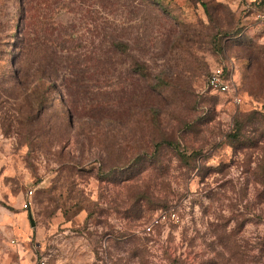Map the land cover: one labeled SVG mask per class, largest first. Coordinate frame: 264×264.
Returning a JSON list of instances; mask_svg holds the SVG:
<instances>
[{"label": "rangeland", "instance_id": "374dc122", "mask_svg": "<svg viewBox=\"0 0 264 264\" xmlns=\"http://www.w3.org/2000/svg\"><path fill=\"white\" fill-rule=\"evenodd\" d=\"M42 258L264 264V0H0V264Z\"/></svg>", "mask_w": 264, "mask_h": 264}, {"label": "built area", "instance_id": "2783aa9c", "mask_svg": "<svg viewBox=\"0 0 264 264\" xmlns=\"http://www.w3.org/2000/svg\"><path fill=\"white\" fill-rule=\"evenodd\" d=\"M226 71L221 67H216L214 68L207 76V85L208 87L215 92H219L221 94H228L230 92H232L231 88H230V80H229V75L228 73L225 74ZM233 99L235 101H239L238 96L233 94ZM32 195H33V191L32 189H29L26 193V198L23 200V208H29V206L32 203ZM170 217L171 220H177V216L174 212H172L170 214V216H167V214L165 213H161L156 221H162L165 222L166 220H168ZM147 229H150V226H147ZM35 264H46L44 258L40 259L39 261H37Z\"/></svg>", "mask_w": 264, "mask_h": 264}, {"label": "trees", "instance_id": "16d2710c", "mask_svg": "<svg viewBox=\"0 0 264 264\" xmlns=\"http://www.w3.org/2000/svg\"><path fill=\"white\" fill-rule=\"evenodd\" d=\"M220 66L225 70V65L221 64ZM218 67H219V66H218ZM215 68H216V67H215ZM213 69H214V68H213ZM213 69H212V70H213ZM212 70H210V72H211ZM225 71H226V70H225ZM210 72H209V73H210ZM225 74H227V72H226ZM242 126H243L242 123L236 121L235 127H234V129H233L234 131H233L232 134H230V137H231V139H232L233 141H238V139H239L240 129L242 128ZM162 143H164V144H166V145H168V146H171V147L175 148V149L177 150V152H178V148L174 146V143H173L172 141L163 140ZM133 244L135 245L136 243L133 242ZM134 248H136V246H134Z\"/></svg>", "mask_w": 264, "mask_h": 264}, {"label": "water", "instance_id": "95a60500", "mask_svg": "<svg viewBox=\"0 0 264 264\" xmlns=\"http://www.w3.org/2000/svg\"><path fill=\"white\" fill-rule=\"evenodd\" d=\"M30 219H31V217H30ZM31 224L33 225V221L31 220Z\"/></svg>", "mask_w": 264, "mask_h": 264}]
</instances>
